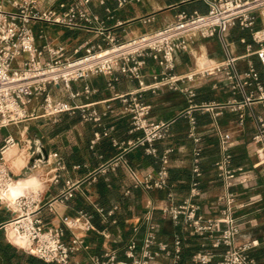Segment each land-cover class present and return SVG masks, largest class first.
Wrapping results in <instances>:
<instances>
[{
    "label": "crops",
    "instance_id": "0c3cea01",
    "mask_svg": "<svg viewBox=\"0 0 264 264\" xmlns=\"http://www.w3.org/2000/svg\"><path fill=\"white\" fill-rule=\"evenodd\" d=\"M71 2L44 0V6L59 7L62 3ZM86 9L102 20L112 17L106 22L107 28L121 41L173 24L183 13L205 14L208 11L202 0H131L123 7H119L116 0H105L104 4L100 0H92ZM262 29L264 24L259 17L254 30ZM33 30L39 45L65 44L70 52L86 41L102 42L95 30L70 29L50 24H35ZM41 34L45 35V41L39 40ZM227 39L238 59L239 70L248 71L249 63H252L264 86L263 70L256 57L247 50V46H252L253 51L259 48L253 41L252 32L235 26L229 30ZM223 62L225 54L220 40L217 37L201 39L195 42L190 53L176 54L174 73L186 76L192 72L208 71L214 64ZM161 71L157 62L147 59L143 70L145 83L152 85V75ZM109 84V78L94 76L72 83L70 89L51 87L49 93L52 98L67 104L70 112L46 116L41 106L42 98H39L29 107V112H34V116L16 125L22 126L23 130L13 132L12 128L0 129V151L7 138L13 137L20 147H24L25 154L28 152L26 144L32 143L35 153L33 158L40 145L48 153L49 161L46 164L37 163L35 169H32L31 164L29 168H17L16 155L11 157L8 166L12 179L17 181L34 176L39 180V186L35 190L28 189L26 194L38 195L42 210L37 217L42 220L45 229L63 227L62 221L65 218H75L81 213L92 216L93 230L88 233L78 232L79 237L85 240L87 249L73 256V264H91L90 258L112 252L117 254L118 259H124L128 243L132 239L141 242L146 234L143 218L150 208H153L152 222L157 227L159 240L174 251V243L180 237L182 263L195 264L193 257L202 250V241L190 236V230L182 218L177 224L161 209L166 206L174 208L190 200L194 168L198 160V166L203 172L202 194L194 201L201 206V214L205 218L219 217L225 207L220 198L226 192L225 183L216 171L220 159L219 140L212 114L196 111L195 106L231 100L240 102L243 96L234 94L227 87L223 74L213 71L205 78L198 76L194 84L183 83L179 91L163 86L155 92H145L143 101L151 106L150 120L169 124L167 138L157 144V156H151L143 147L130 148L129 145L135 143L142 133H130V118L124 114L122 104L116 98L117 95L137 91L138 83L119 76V81L113 87ZM184 88H194L196 97L191 99ZM247 92L258 95L255 84L248 87ZM216 112L219 113L216 121L220 130L236 141L233 167L244 168L247 177V183L241 184L239 178L230 188L237 195L238 202L244 205L236 214L241 239L258 240L260 246L256 249L264 250V176L253 168L259 156L252 143V116L254 114L264 118V108L259 104L251 109L244 108L246 122L242 129L238 126V114L230 110ZM191 119L196 121L193 132L200 139L199 142L190 137L193 129ZM168 150L172 151L169 154L168 186L164 190L135 187L129 168L135 170L140 179L157 176L164 166L163 157ZM197 151L200 152L198 157L195 155ZM119 157L122 158L119 166L102 171ZM55 168L60 169L58 184L52 182L54 175L50 173ZM68 183L78 186L74 198L66 204H56L50 210L47 205L66 190ZM15 218V214L0 205V264H45L14 243L7 228ZM71 239V233L66 230L64 241L69 243ZM225 252L224 247L216 250L214 260H219ZM157 264H173V259L162 257ZM256 264H264V257Z\"/></svg>",
    "mask_w": 264,
    "mask_h": 264
},
{
    "label": "built area",
    "instance_id": "2783aa9c",
    "mask_svg": "<svg viewBox=\"0 0 264 264\" xmlns=\"http://www.w3.org/2000/svg\"><path fill=\"white\" fill-rule=\"evenodd\" d=\"M104 4L105 0H100ZM119 7L125 6L131 0H116ZM140 2L141 0H135ZM208 7L205 14L195 12L191 15L181 14L178 20L158 30L149 31L127 41H121L107 28L108 17L102 20L92 15L86 9L92 0H72L70 4L62 3L59 7H45L44 0H0V129L20 125L33 113L29 107L35 100L42 98V108L46 116H55L70 112L67 104L55 101L50 95L51 87L63 86L70 89L72 83L84 81L89 77L105 76L109 78L110 86L119 81V76L136 81L139 89L135 92L117 95L123 107V112L130 118V133L141 132L142 136L131 143L130 148L143 147L148 155L157 156V144L163 142L168 135V123H154L150 120L151 106L143 101L144 93L156 91L166 86L172 91H179L185 82L194 84L197 77L205 78L209 72L223 74L227 87L234 94H241L242 101L231 100L226 103H205L195 106V110L210 113L214 119V128L219 140L220 159L216 164L218 177L224 181L225 194L220 198L225 207L217 218H205L201 214V206L194 200L201 196V178L203 172L198 166L194 168V179L191 185V198L183 205L171 208L163 207L164 214H169L175 223L180 219L190 230V236L202 241V250L197 252L193 261L195 264H256L250 252L260 246L258 240H242L238 226L237 212L244 208L239 203L237 195L230 191L233 182L241 178L240 183H247L246 172L242 167H233V149L236 141L220 130L217 117L222 110H230L239 116V128L246 122L244 108H252L259 104L264 108V86L254 65L249 63L248 71L241 72L237 66L238 59L234 56L227 39L229 30L239 26L242 30H250L254 43L259 48L248 52L255 56L264 73V29L255 31L254 28L260 17L262 20L264 0H202ZM5 2L11 6L8 10ZM50 24L70 29L95 30L102 38L101 43L86 41L77 46L72 52L67 45L51 46L49 43L38 44L33 25ZM218 38L222 44L225 62L214 64L208 71L192 72L186 76L174 73L175 56L178 53H190L196 41L201 39ZM39 40H46L41 34ZM152 59L161 67V73L152 75L153 84L145 83L143 70L146 60ZM256 85L258 95L248 93L247 88ZM191 99L196 97L194 88L183 89ZM254 134L252 143L257 148L259 160L253 168L264 176V118L253 114ZM97 121V119H94ZM193 129L190 137L199 142L193 130L195 119H191ZM107 135V134H105ZM115 145L118 143L114 141ZM17 147L24 152V147L13 137L7 138L0 151V205L16 215L8 224L7 230L25 239L26 247L22 249L31 256L40 259L45 264H73L72 258L87 249L85 240L78 232L93 230L92 216L81 213L75 218H65L63 227L45 229L42 220L37 217L42 205L36 194H26L14 201L2 195L13 181L7 156L10 148ZM28 151L24 159L28 167L34 156L31 142L26 144ZM163 157V168L157 176L140 179L135 170L129 168L130 176L135 187L147 190H164L168 186L169 154ZM16 155V154H15ZM200 156V152L195 154ZM17 156V155H16ZM122 158L112 160L107 168L119 166ZM49 161V159H48ZM47 161V162H48ZM60 169L50 171L54 176L52 182H60ZM75 184H67L57 198L47 206L50 210L56 204H66L75 196ZM129 194V192H127ZM153 208H150L143 218L146 234L141 242L132 239L125 251L124 259H118L115 252L102 257L90 258L91 264H157L162 257L172 258L173 264H179L182 254V239L178 237L174 243V251L168 244L158 238L157 227L152 222ZM68 230L72 239L64 241L65 231ZM226 248L219 260L215 251Z\"/></svg>",
    "mask_w": 264,
    "mask_h": 264
},
{
    "label": "bare ground",
    "instance_id": "6f19581e",
    "mask_svg": "<svg viewBox=\"0 0 264 264\" xmlns=\"http://www.w3.org/2000/svg\"><path fill=\"white\" fill-rule=\"evenodd\" d=\"M261 6L264 8V1L261 4ZM16 148L17 147L15 146L8 150L10 151V154L12 156H15V152L17 151ZM15 161L16 163H18L16 165H19V166L24 165L22 159L18 158ZM38 186H39L38 179H35L34 181H28L26 179H21V180L13 181L11 184H9L8 189L4 190L2 192V195H4V197L7 198L8 200L14 201L17 198L25 195L28 189L32 188L33 190H35ZM11 237L16 245L20 247H26L25 239L17 236L14 231L11 232Z\"/></svg>",
    "mask_w": 264,
    "mask_h": 264
},
{
    "label": "rangeland",
    "instance_id": "374dc122",
    "mask_svg": "<svg viewBox=\"0 0 264 264\" xmlns=\"http://www.w3.org/2000/svg\"><path fill=\"white\" fill-rule=\"evenodd\" d=\"M5 5H6V7H7V9L8 10H11V6L9 5V4H7L6 2H5ZM264 9V8H263ZM262 18H263V24H264V13H263V16H261ZM8 128H12V130H13V132H19V130L20 129H22L23 130V128H22V126H19V127H17L16 125H14V126H10V127H8ZM17 149V151L15 152V154L17 155L16 156V159H22V161H23V163H24V165H21V166H19V165H15V166H17V168H22V167H24L25 165H26V159H24V152H20L19 150H18V148H16ZM7 156L9 157V158H11V157H13L11 154H10V151H8L7 152ZM15 160V159H14ZM13 160V161H14ZM15 164H18V163H16V161H15ZM13 166V165H12ZM30 167V165L28 166V168ZM35 179H37V178H35L34 176H32V177H30V178H27L26 180H28V181H34ZM13 182V181H12ZM11 182V183H12ZM10 183V184H11ZM4 190H2V192H3Z\"/></svg>",
    "mask_w": 264,
    "mask_h": 264
},
{
    "label": "water",
    "instance_id": "95a60500",
    "mask_svg": "<svg viewBox=\"0 0 264 264\" xmlns=\"http://www.w3.org/2000/svg\"><path fill=\"white\" fill-rule=\"evenodd\" d=\"M48 161V153L47 150L40 145L37 149V154L35 158L31 160V167L32 169H35L37 166V163L46 164Z\"/></svg>",
    "mask_w": 264,
    "mask_h": 264
},
{
    "label": "trees",
    "instance_id": "16d2710c",
    "mask_svg": "<svg viewBox=\"0 0 264 264\" xmlns=\"http://www.w3.org/2000/svg\"><path fill=\"white\" fill-rule=\"evenodd\" d=\"M250 256L252 258H254L256 260V263L259 262L261 260V258L264 257V250H259V249H253L251 252H250ZM183 260H181L179 262V264H183L182 263Z\"/></svg>",
    "mask_w": 264,
    "mask_h": 264
}]
</instances>
